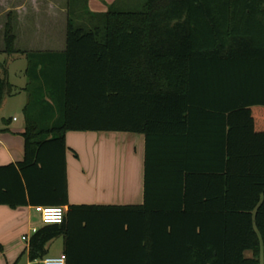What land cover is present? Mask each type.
<instances>
[{"label":"trees","instance_id":"trees-1","mask_svg":"<svg viewBox=\"0 0 264 264\" xmlns=\"http://www.w3.org/2000/svg\"><path fill=\"white\" fill-rule=\"evenodd\" d=\"M89 14L101 24L69 16L62 52L26 54L25 91L48 88L60 116L28 96L23 159L0 166V205L64 210L29 238V260L62 237L66 264H264V132L252 116L264 110V0H117ZM5 47L16 52L9 33ZM6 86L0 76V106ZM209 120L218 167L205 164ZM68 132L143 135V204L70 205ZM94 236L112 247L80 245Z\"/></svg>","mask_w":264,"mask_h":264},{"label":"crops","instance_id":"crops-1","mask_svg":"<svg viewBox=\"0 0 264 264\" xmlns=\"http://www.w3.org/2000/svg\"><path fill=\"white\" fill-rule=\"evenodd\" d=\"M1 1L0 76L5 78L7 86L0 106V166H6L22 161L24 155L23 109L28 101L23 97L28 83L26 54L64 50L70 9L68 8L69 0H66L65 9H55L52 1H46L43 10L38 8V0ZM115 1L117 0H87L86 9L91 14H103ZM55 13L56 15L64 13V23L63 19H60L59 32L55 29L56 23L58 24L53 19ZM6 33L14 38L15 53L5 52ZM19 63L21 66H18ZM10 105L12 111L9 115ZM252 116L255 132H264V110H255ZM206 124L209 133L207 142L210 152L208 153L211 158L205 164L218 167V160L213 158L219 149L218 139L214 134L217 131V123L214 124L212 120H209ZM100 134L97 136L93 132H82L80 135L68 133L65 135L69 204L142 205L144 201V136L116 132ZM116 143L122 145L119 147V152L115 148ZM72 151L76 152V157ZM162 155L172 156L173 152L161 153L160 156ZM163 167L162 164L161 168L164 171ZM95 216L93 215L89 220L91 223L98 225L112 223L111 217ZM42 226L34 206L27 205L13 209L0 205V264H43L42 260L30 261L28 258V241L32 236V230H38ZM63 242V238L59 237L49 243L46 257L62 255ZM83 244L112 247V238L94 236L82 239L80 245Z\"/></svg>","mask_w":264,"mask_h":264},{"label":"rangeland","instance_id":"rangeland-1","mask_svg":"<svg viewBox=\"0 0 264 264\" xmlns=\"http://www.w3.org/2000/svg\"><path fill=\"white\" fill-rule=\"evenodd\" d=\"M6 1H9V2L11 1L12 2V0H6ZM38 1H39L38 8H40L41 10H43L46 1H52L54 3V5H55V9L56 8H60V9L64 8L65 9V7H66V0H38ZM125 1L128 2L129 0H125ZM1 3H2V1L0 0V5H1ZM68 6H69L68 8L70 9V17L72 18L74 26L76 28H82L84 30H90L95 24H101L100 20H97V19L93 18L88 13L84 0H69V5ZM53 19L55 20V22H58V24L56 23L55 29H58V32H59V22H60V19H63V23H64V13L63 14L60 13V14H57V15L55 13L54 16H53ZM65 22H66V19H65ZM22 63L25 65L24 61ZM18 66H21V64L19 63ZM48 93H49L48 88L43 87L41 90H38L37 82L32 81V83L29 85V88L26 91V93L23 95V97L25 98V100L26 99L28 100V96L29 95L37 97V98L38 97L40 98V96L42 95L43 98H45L48 102H51V103L54 102V108H55V105L57 103H59V100L57 98L49 99ZM9 101L12 102L14 100H9ZM11 111H12V108H11V105H10V107L8 108V114L9 115H10ZM59 116H60V112H59V110L57 109V106H56L55 111L53 113L54 120L58 119ZM80 133H82V132H68L69 135H80ZM96 135L98 136V135H101V134L100 133H96ZM113 144H115V143H113ZM120 146H122V145L120 143H118L116 145V147L115 146H113V147L117 148V152H119L120 151L119 150ZM245 257H247V258L251 257V252L247 251L245 253Z\"/></svg>","mask_w":264,"mask_h":264},{"label":"built area","instance_id":"built-area-1","mask_svg":"<svg viewBox=\"0 0 264 264\" xmlns=\"http://www.w3.org/2000/svg\"><path fill=\"white\" fill-rule=\"evenodd\" d=\"M36 213L39 214L42 225L61 224L64 217V210L61 207H34ZM37 229L32 230V234L36 233ZM43 264H66L65 255L58 257H45L42 259Z\"/></svg>","mask_w":264,"mask_h":264}]
</instances>
